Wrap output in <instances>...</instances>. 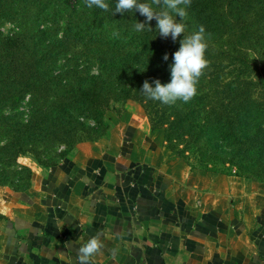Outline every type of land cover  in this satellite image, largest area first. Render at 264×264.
Here are the masks:
<instances>
[{
    "label": "rangeland",
    "instance_id": "rangeland-1",
    "mask_svg": "<svg viewBox=\"0 0 264 264\" xmlns=\"http://www.w3.org/2000/svg\"><path fill=\"white\" fill-rule=\"evenodd\" d=\"M254 11L249 16L256 25L249 35L229 28L222 29L221 35L209 36L205 31V58L209 66L204 74L223 81L236 78L243 84L240 90L264 101V17L255 20ZM80 15L86 17L87 13L80 10ZM76 19L63 0H0V68L4 65L14 70L10 76L0 72V84L11 88L20 98L0 103V202L8 193L26 188L36 168L56 164L87 142L107 141L112 131L120 132L129 123L143 125L140 139L147 140L157 161L242 176L256 184L258 192H264V160H258L259 156L252 153L245 158L239 154L232 159L225 152L227 146L208 145L203 135L197 139V129L176 134L171 125L183 114V102L164 105L146 101L140 91L144 81L153 87L157 79L162 84L169 83L171 60H153L146 53L147 58L137 51L131 53L130 45L122 39L115 50L86 46L68 29ZM176 19L179 22L181 18ZM183 22L184 35L198 30ZM152 34L149 41L154 42L158 37L155 32ZM160 37L165 42L172 41L170 36ZM182 39L183 34L177 38L178 49ZM42 56L45 66L36 69L35 61ZM23 70L32 78L27 74L19 76ZM49 73L56 79L33 85ZM216 82L197 85V94L206 92L211 96V100L205 97L195 103L196 109L203 110L198 121L207 115L206 110L217 111L222 105V93L218 95L221 86ZM90 85L99 88L94 104L81 96V88ZM26 125V151L15 154L13 146L24 134ZM21 128L24 131H19ZM214 140L217 142L218 138ZM3 221L4 214L0 212V232ZM1 240L0 235V244Z\"/></svg>",
    "mask_w": 264,
    "mask_h": 264
},
{
    "label": "crops",
    "instance_id": "crops-1",
    "mask_svg": "<svg viewBox=\"0 0 264 264\" xmlns=\"http://www.w3.org/2000/svg\"><path fill=\"white\" fill-rule=\"evenodd\" d=\"M141 128L82 144L8 193L0 264H77L97 233L105 246L91 264H264V192L242 176L157 161Z\"/></svg>",
    "mask_w": 264,
    "mask_h": 264
},
{
    "label": "trees",
    "instance_id": "trees-1",
    "mask_svg": "<svg viewBox=\"0 0 264 264\" xmlns=\"http://www.w3.org/2000/svg\"><path fill=\"white\" fill-rule=\"evenodd\" d=\"M63 2L69 9L70 14L77 16V19L70 23L68 29L70 32L75 33V38L80 43H84L89 47H96L97 45L100 46V49L115 50L116 44L124 40L130 45L131 49L129 51L131 53L137 51L139 56L147 58L144 54L146 53L150 55L151 59L154 60L155 57L159 61H164L163 57L167 54L168 60H171L168 65L173 63V54L177 51L179 43L177 40L165 42L161 37L159 38L160 35L158 30H156L157 22L155 19L148 22L152 28L151 31L146 26L142 32H136L134 30L135 23L145 22L146 17L140 15L138 11L112 14L117 0H106L110 6L107 12L96 7L87 8L85 0H63ZM144 2H150V0H144ZM80 10H84L87 13L86 17L80 15ZM251 10H255L253 12V14H256L255 20L262 19L264 17V0H192L191 6L187 8L188 15L185 22L188 27L191 25L193 27L203 25L205 31L210 35H221V30L225 28H229L235 33L249 35L248 33L252 31V27L256 25L254 19L249 16ZM114 31L119 33L118 37L113 36ZM153 32L156 33L158 38L151 42L149 40ZM100 44L107 46L104 47ZM9 47L13 46L10 45ZM110 52L108 51V53ZM44 59L45 56H42L35 61L36 69L42 70L44 68L46 63ZM0 72L5 76H10L14 70L10 66L3 65L0 68ZM24 74L32 78V75L26 70H23L18 75L22 76ZM49 74L51 77L47 74L37 82H33V85H41L45 81H49L50 78L56 79L54 74ZM94 77L96 76L94 75ZM9 78H6V80ZM211 80H216V83L221 86V90L218 91V95L222 93L220 94V100L222 101L220 109L217 111L204 110L207 115L202 121H198L201 117L199 113L203 110L200 108L196 109L194 107L195 103L201 102L205 97L211 100V96L206 92L202 95L197 94L190 102L183 103L181 109L184 112L171 125L172 130L179 134L177 133L178 131L189 133L197 129V139L200 140L202 138L201 135H203L208 145L227 146L228 150L225 149V152L230 154L232 159L239 154H243L246 158L250 157L248 154L254 153L259 156L258 160H264V101L254 99L253 94L240 90L243 84H241L240 80L233 77L223 81L222 79L210 78L203 74L199 79L198 85L204 82L211 83ZM249 83L256 85L255 82ZM9 89L11 88L0 84V103L7 100H12L13 102L20 100L16 93L11 92ZM98 89L96 85L82 87L81 96L91 104H94L99 97ZM240 92H242L241 95H239ZM210 104L212 103L210 102ZM207 106L209 105L207 104ZM185 108L190 109L185 110ZM26 126L25 131V128L19 129V131H24V134L13 146L15 154L26 151L23 141L29 130V125ZM215 138H218L217 142L214 140ZM213 148L217 151L216 147Z\"/></svg>",
    "mask_w": 264,
    "mask_h": 264
},
{
    "label": "clouds",
    "instance_id": "clouds-1",
    "mask_svg": "<svg viewBox=\"0 0 264 264\" xmlns=\"http://www.w3.org/2000/svg\"><path fill=\"white\" fill-rule=\"evenodd\" d=\"M192 0H117L112 14L126 12H139L146 17L145 22H136L134 30L142 32L147 26L152 28L148 22L155 19L156 30L159 35L173 41L183 34L180 40L179 49L173 54V63L170 65L171 81L162 84L158 79L154 81L153 87L147 80L144 81L140 90L147 100L159 101L164 105H174L177 101L183 103L190 102L197 95V85L204 70L209 66V61L205 58L208 47L205 27L198 26V30L184 35L186 24L183 22L187 18V8L191 6ZM85 6L89 9L96 7L103 11H109L110 6L106 0H85ZM180 17V21H177ZM210 36V34H208ZM114 37H118V32H113ZM163 59L168 60L166 54ZM104 241L101 234L89 238L77 249V264H91V258L104 248Z\"/></svg>",
    "mask_w": 264,
    "mask_h": 264
}]
</instances>
